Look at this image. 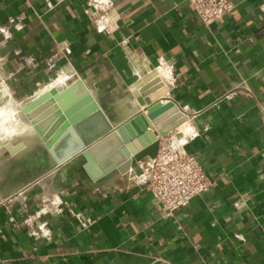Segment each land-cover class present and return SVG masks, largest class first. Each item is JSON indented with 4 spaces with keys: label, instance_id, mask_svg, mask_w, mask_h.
I'll list each match as a JSON object with an SVG mask.
<instances>
[{
    "label": "crops",
    "instance_id": "obj_1",
    "mask_svg": "<svg viewBox=\"0 0 264 264\" xmlns=\"http://www.w3.org/2000/svg\"><path fill=\"white\" fill-rule=\"evenodd\" d=\"M112 1L109 36L85 13L87 0H0V87L27 100L38 83L71 71L119 126L141 110L113 121L130 106L112 110L110 100L129 93V102L132 86L163 69L166 90L153 102L189 115L171 140L183 135L175 145L199 158L214 185L166 221L127 175L92 182L70 167L63 183L51 157L36 169L30 148L15 158L0 144V264H264V0H232L234 11L210 28L187 0ZM13 16L23 28L8 23ZM30 55L38 65L21 68ZM72 212L95 222L83 229ZM42 222L51 240L32 235Z\"/></svg>",
    "mask_w": 264,
    "mask_h": 264
},
{
    "label": "water",
    "instance_id": "obj_2",
    "mask_svg": "<svg viewBox=\"0 0 264 264\" xmlns=\"http://www.w3.org/2000/svg\"><path fill=\"white\" fill-rule=\"evenodd\" d=\"M165 82L155 77L140 88L137 102L141 112L114 126L85 83L78 79L62 91L53 88L24 109L37 134L55 161L61 182L69 168L83 161L82 169L92 182L115 181L127 175L138 163H147L164 138L189 120L171 100L153 102L151 95ZM155 128L157 132L151 130ZM177 134L168 145L177 148ZM15 158L27 150L23 142L4 145Z\"/></svg>",
    "mask_w": 264,
    "mask_h": 264
},
{
    "label": "built area",
    "instance_id": "obj_3",
    "mask_svg": "<svg viewBox=\"0 0 264 264\" xmlns=\"http://www.w3.org/2000/svg\"><path fill=\"white\" fill-rule=\"evenodd\" d=\"M44 1L50 7H55L56 4L66 0ZM187 1L198 19L207 28L217 24L221 18L231 14L235 9L232 0ZM113 7L112 0H87V8L85 10L92 24L109 34V36L112 35V32L105 25V22ZM22 19V17L13 16L9 18L8 23L20 29L24 27ZM0 31H3L1 26ZM5 34L6 39L11 37L10 33ZM59 56H61V52L56 53L54 58H60ZM34 65H38V60L33 55H30L25 57L24 63H21V68ZM48 65L50 68H54L52 62L48 61ZM56 77L51 78L48 82ZM44 84L38 83V90ZM173 136L174 134L172 133L164 137L163 140L159 139L156 156L147 163H138L137 167L127 174V180L130 185L143 187L158 201L160 204L161 220L166 221L175 219L179 211L187 208L194 198L205 195L214 185L196 155L188 153L184 148H172L168 145ZM1 202L4 201L1 200ZM62 204L60 202L56 205L60 212L63 210ZM41 212L49 213L45 208L41 209ZM72 214L83 229L90 228L95 222L91 218H84L81 214L73 212ZM27 223L30 225L34 224L30 218L27 220ZM178 229L183 231L181 223L178 224ZM32 235L36 240H51L53 232L47 222H42L37 226L36 231Z\"/></svg>",
    "mask_w": 264,
    "mask_h": 264
},
{
    "label": "bare ground",
    "instance_id": "obj_4",
    "mask_svg": "<svg viewBox=\"0 0 264 264\" xmlns=\"http://www.w3.org/2000/svg\"><path fill=\"white\" fill-rule=\"evenodd\" d=\"M155 73L156 74L154 75V77H160L162 78V80L164 79L163 77L167 76L166 72L163 69L156 70ZM66 78H67L66 74H62L58 78H56L53 82L49 83L47 86L45 85L41 89H39V91H37L35 95L30 97L29 99L19 100V101H16L11 97L10 93L8 92V90L3 84L0 87V143H3L4 145H6L11 142H23L24 140L31 139V138L39 139L43 143L42 139L37 134L35 127L31 124L27 115L24 113V109L30 102H33L34 100H36L37 98H39L46 92H49L53 88L57 89L59 92L65 89L66 86L65 88H62V89L60 88V86L63 85V83H65ZM140 88H139V94H140ZM161 90H166V84H164L162 88L157 90L156 93H158V91L161 92ZM152 96L153 94L151 95V98ZM137 98L136 100L131 101L129 105H124L126 104V101L123 102V104H121L124 108H128L130 105H132L129 107L130 110H128L127 112L128 115H131L132 113H136L141 110V107L139 106L137 102ZM159 98L160 96L158 98H152V100H157ZM132 107L133 109H131ZM187 122H185L183 125L180 126L179 128L180 131L185 129ZM184 132H186V130ZM43 146L45 147L44 143H43ZM1 147H3L2 149L3 151L6 149L5 146L1 145ZM46 155L47 157L52 158L48 150H47ZM50 165L52 168L55 167V161L53 158H52V162ZM37 167L40 169L41 165L38 164ZM8 189H9V186H8Z\"/></svg>",
    "mask_w": 264,
    "mask_h": 264
},
{
    "label": "rangeland",
    "instance_id": "obj_5",
    "mask_svg": "<svg viewBox=\"0 0 264 264\" xmlns=\"http://www.w3.org/2000/svg\"><path fill=\"white\" fill-rule=\"evenodd\" d=\"M62 72L58 70V72H56V76L60 75ZM68 72H69L68 73L69 74V78H68L67 81H65L67 83V86L71 85L72 83L76 82L79 79V78H77L75 76V74L73 72H71V71H68ZM155 72L156 71L153 70L152 73L151 72L148 73L147 78L154 77V75L156 74ZM54 79H56V78H54ZM139 82H144V80H140ZM131 88H132L131 92L134 95V98L131 99L129 102L126 101V104H124V105H129L131 101L136 100V98L140 95L139 94L140 83L138 85L136 84V85L132 86ZM91 89H93L92 86H91ZM37 90H38V88H36V91ZM127 95L129 96L130 94L129 93H127V94H121L120 97H118V98L117 97H114L113 99H111L109 103H113V104L116 103L117 104V102H118V106L117 105L113 106L112 107V110H116L117 111V109L118 110L121 109V108L124 109V107L121 104H123V102H125V98L124 97H127ZM152 98H157V95L155 93H153ZM14 99L21 100L22 98H20V97H14ZM130 106H132V105H130ZM105 107L108 108L107 105ZM119 114H120V117L121 118L124 117V119L125 118H129L132 115V114L131 115H128V114H126V112L123 113V112L117 111V113H114L113 115H111L110 118L113 121H117L116 118L119 116ZM185 130L186 129H183L182 131L184 132ZM11 143H16V142H11ZM23 143L26 146L25 149L30 148V150L32 151L31 153H32L33 157L35 158V160L36 159L38 160V161H36L37 162L36 166L38 164H40L41 167H44L45 165H48L49 166V162L48 161L45 162L44 159H43V158H45L47 156L46 155L47 149H46V147L43 146V143L39 139H36V138L26 139V140L23 141ZM82 164H83V161L81 159V161H79L76 164H74L73 166H71V173H72V175L73 174H80V175H83V176L86 177V174L84 173V171L82 169ZM38 167H36V169H39Z\"/></svg>",
    "mask_w": 264,
    "mask_h": 264
}]
</instances>
